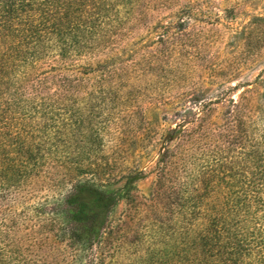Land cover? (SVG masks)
I'll use <instances>...</instances> for the list:
<instances>
[{
    "label": "trees",
    "instance_id": "trees-1",
    "mask_svg": "<svg viewBox=\"0 0 264 264\" xmlns=\"http://www.w3.org/2000/svg\"><path fill=\"white\" fill-rule=\"evenodd\" d=\"M130 1L0 0V264H67L57 263L65 255L69 264H264V103L247 92L183 97L158 164L164 180L178 174L165 189L167 218L128 261L95 251L114 194L78 181L31 204L49 188L47 171L80 168L66 158L68 141H58L65 128L49 123L63 95L82 88L80 76L116 55ZM223 102L220 123L206 121ZM135 180L125 181L126 195ZM33 222L63 243L54 262L36 256Z\"/></svg>",
    "mask_w": 264,
    "mask_h": 264
},
{
    "label": "rangeland",
    "instance_id": "rangeland-1",
    "mask_svg": "<svg viewBox=\"0 0 264 264\" xmlns=\"http://www.w3.org/2000/svg\"><path fill=\"white\" fill-rule=\"evenodd\" d=\"M122 10L116 55L95 74L80 76L82 88L63 95L49 123L65 128L58 141H68L66 158L80 168L64 175L54 166L47 171L49 188L31 200H52L78 181L114 194L119 201L95 251L118 256L119 263L146 248L152 224L167 218L165 189L178 174L164 180L158 164L183 97L237 100L247 92L264 103V0H131ZM227 104L213 105L205 120L220 123ZM167 145L173 150L177 142ZM131 176L128 196L124 184ZM41 230L35 228L32 240L36 256L54 262L50 257L63 243ZM66 256L57 263L67 258L69 264Z\"/></svg>",
    "mask_w": 264,
    "mask_h": 264
}]
</instances>
